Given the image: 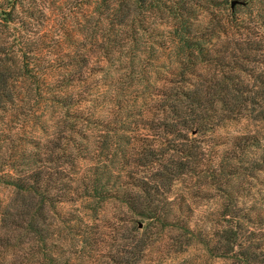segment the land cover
Masks as SVG:
<instances>
[{
    "label": "trees",
    "instance_id": "trees-1",
    "mask_svg": "<svg viewBox=\"0 0 264 264\" xmlns=\"http://www.w3.org/2000/svg\"><path fill=\"white\" fill-rule=\"evenodd\" d=\"M0 49V110L34 98L48 134L0 168V264H141L163 234L264 264V0H0Z\"/></svg>",
    "mask_w": 264,
    "mask_h": 264
},
{
    "label": "rangeland",
    "instance_id": "rangeland-1",
    "mask_svg": "<svg viewBox=\"0 0 264 264\" xmlns=\"http://www.w3.org/2000/svg\"><path fill=\"white\" fill-rule=\"evenodd\" d=\"M64 7L69 8L64 5ZM229 4L227 8L229 9ZM237 11L243 13L239 7H235ZM229 11V10H228ZM209 19V18H208ZM18 32V31H17ZM16 31L6 34L7 49L6 51H16L18 48L17 42L14 38ZM73 37V35H71ZM1 50V49H0ZM163 62V59H161ZM42 64L38 66L45 68L52 65ZM49 65V66H48ZM97 71V69H96ZM119 73H115V78L118 77ZM34 87L36 84L33 85ZM43 118L41 117V109L36 104L34 98L30 100L23 99L21 102H14L12 104L5 105L0 110V168L4 170L10 176H13L16 171L12 167V164L21 165L28 155H35L38 152V146H43V143L47 141L45 129L42 124ZM246 127L244 123H230L227 124L223 129L217 131V134L228 135L237 133ZM40 151V149H39ZM34 159V158H30ZM16 169L22 168V166L15 167ZM236 183V182H235ZM12 188L9 185L0 184V204L7 201L12 193ZM193 203V207L190 209L186 208V212L189 213L191 209L195 210L191 215L196 221L203 216L202 213L205 210L211 208V202H207L201 199H190ZM211 203V204H210ZM189 205V202L188 204ZM78 209L74 205L61 204L58 206V211L61 214L73 212ZM189 210V211H188ZM212 210V209H211ZM121 211L119 206L114 203L105 204L100 213L101 221L105 224H114L111 219L114 215L119 214ZM200 214V215H199ZM188 214L186 215V217ZM192 219V222H194ZM106 235H111V230L106 229ZM68 234V233H66ZM109 242V240H108ZM141 264H229L228 262H220L207 258L201 249L194 246L189 248L185 253H175L174 248L171 246L170 235L163 234L160 237H156L153 240L151 248L147 251L146 256Z\"/></svg>",
    "mask_w": 264,
    "mask_h": 264
},
{
    "label": "water",
    "instance_id": "water-1",
    "mask_svg": "<svg viewBox=\"0 0 264 264\" xmlns=\"http://www.w3.org/2000/svg\"><path fill=\"white\" fill-rule=\"evenodd\" d=\"M236 4H237V1L231 2V9H233Z\"/></svg>",
    "mask_w": 264,
    "mask_h": 264
}]
</instances>
